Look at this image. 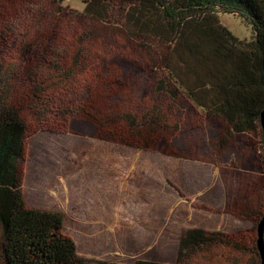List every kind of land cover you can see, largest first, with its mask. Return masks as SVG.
Wrapping results in <instances>:
<instances>
[{"label":"rangeland","instance_id":"obj_1","mask_svg":"<svg viewBox=\"0 0 264 264\" xmlns=\"http://www.w3.org/2000/svg\"><path fill=\"white\" fill-rule=\"evenodd\" d=\"M53 1L0 0V33L11 37L6 54L17 60V49L32 50V77L38 72L44 81L40 89L20 79L12 94L26 130L19 163L26 206L61 212L63 232L79 255L106 262L177 264L180 235L190 228L242 232L257 244V223L243 215H264L260 139L227 136L225 124L204 119L192 102L174 96L173 87L160 92L154 66L163 47L133 39L120 3L102 23L81 16L84 0ZM220 20L239 39H251V28L239 18ZM107 61L106 73L117 71L125 87L105 91L97 85L91 71L103 72ZM60 63L64 72L55 71ZM31 87L43 94L40 103ZM78 107L121 133L130 129L126 118L145 119L133 133L144 137L143 144L159 140L160 150L170 144L177 156L100 140L94 125L73 110ZM213 252L183 264L237 258Z\"/></svg>","mask_w":264,"mask_h":264},{"label":"trees","instance_id":"obj_2","mask_svg":"<svg viewBox=\"0 0 264 264\" xmlns=\"http://www.w3.org/2000/svg\"><path fill=\"white\" fill-rule=\"evenodd\" d=\"M58 2L60 0L53 1ZM113 3L124 7L123 20L133 39H146L163 47L159 65L154 66L160 71L158 78H162H157L159 91L173 87L174 96H184L192 102L203 111L204 119L214 117L221 126L225 124L227 136L251 134L259 138L264 158L261 128L264 0H84L81 16L104 23ZM223 15L243 21L251 28V39L246 41L235 36L221 22ZM8 35L0 33V264H119L80 256L75 242L63 232L65 220L61 212L34 210L24 202L19 163L24 156L26 130L12 94L15 82L20 79H28L31 85L35 82L40 89L44 81L40 80L38 72L32 77V50L17 49L18 61L6 54L7 41L11 40ZM111 63L107 61L106 65H101L103 72L91 71L97 85L105 91L125 87L117 71L106 73L110 72ZM55 71L64 72L61 63ZM33 89L31 87L30 93L40 103L43 94ZM73 110L94 125L101 134L100 140L177 156L170 144L160 150L159 140L143 144L144 137L137 131L133 133L134 128L141 130L145 126V119H137L135 123V118H126L131 126L129 131L121 133L95 120L86 108ZM150 123L156 125V122ZM262 217L263 213L259 212L243 215L255 224ZM213 251H220L222 256L237 254L232 264H262L256 240L252 237L242 232L227 234L196 228L181 233L176 263L183 264L197 257L209 259L215 254ZM245 255L249 260H245ZM134 264L159 263L140 260Z\"/></svg>","mask_w":264,"mask_h":264},{"label":"water","instance_id":"obj_3","mask_svg":"<svg viewBox=\"0 0 264 264\" xmlns=\"http://www.w3.org/2000/svg\"><path fill=\"white\" fill-rule=\"evenodd\" d=\"M262 141L264 150V111L261 114ZM257 247L264 264V215L257 226Z\"/></svg>","mask_w":264,"mask_h":264},{"label":"flooded vegetation","instance_id":"obj_4","mask_svg":"<svg viewBox=\"0 0 264 264\" xmlns=\"http://www.w3.org/2000/svg\"><path fill=\"white\" fill-rule=\"evenodd\" d=\"M256 159H258V157H255ZM259 160V159H258ZM257 160V161H258ZM260 162H262L261 160H260ZM263 167V168H262ZM260 169H261V172H264V163L263 164H261V166H260Z\"/></svg>","mask_w":264,"mask_h":264}]
</instances>
